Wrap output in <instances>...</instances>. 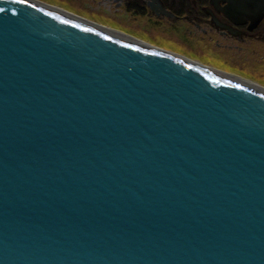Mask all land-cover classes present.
Masks as SVG:
<instances>
[{"label":"water","instance_id":"1","mask_svg":"<svg viewBox=\"0 0 264 264\" xmlns=\"http://www.w3.org/2000/svg\"><path fill=\"white\" fill-rule=\"evenodd\" d=\"M0 264H264V85L0 0Z\"/></svg>","mask_w":264,"mask_h":264},{"label":"rangeland","instance_id":"2","mask_svg":"<svg viewBox=\"0 0 264 264\" xmlns=\"http://www.w3.org/2000/svg\"><path fill=\"white\" fill-rule=\"evenodd\" d=\"M59 1L67 7L71 6L78 14L115 25L135 37L203 62L228 65L247 77L264 82V39L258 41V37L224 36L221 29L210 26L206 17L197 14L180 15L181 8L167 10L160 2L166 14H157L158 10L151 5L136 10L126 5V0L113 3L109 0Z\"/></svg>","mask_w":264,"mask_h":264},{"label":"flooded vegetation","instance_id":"3","mask_svg":"<svg viewBox=\"0 0 264 264\" xmlns=\"http://www.w3.org/2000/svg\"><path fill=\"white\" fill-rule=\"evenodd\" d=\"M175 0H126V5L132 6L138 10L140 7H148L151 5L154 7V4L162 3L166 8L171 10H179L176 9L174 5H172ZM180 1L181 5V14L180 15H191L197 14L200 17H206L208 23L213 26L221 29L224 36H240L243 38L244 36L249 37H258V41L264 39V18L258 23V26L254 29L249 28L250 21L244 23H235L228 14L223 12L221 8L217 7V3L213 0H176ZM159 4V5H160ZM161 4V5H162ZM225 3L219 2V6H224ZM160 5V6H161ZM149 8V7H148ZM158 10V9H157ZM156 10V11H157ZM190 13H189V12ZM159 15H163L164 13L159 10L156 12ZM177 15V16H180Z\"/></svg>","mask_w":264,"mask_h":264},{"label":"bare ground","instance_id":"4","mask_svg":"<svg viewBox=\"0 0 264 264\" xmlns=\"http://www.w3.org/2000/svg\"><path fill=\"white\" fill-rule=\"evenodd\" d=\"M19 1H24V2H26V3H29V4H31V5H33V6H37V7H39V8H42V9H49V10H51V11H54V12H56V13H60V14H62L63 16H65V17H67V18H71V19H73V20H75V21H81V22H83V23H85V24H87V25H92V26H96V27H99V28H107V29H110V30H119V31H121V32H123V33H127V34H129V35H132V34H130L129 32H127V31H124V30H121L120 28H118V27H116L115 25L114 26H112V25H109L108 23H106V22H100V21H97V20H95V19H90V18H88V17H86V16H83L82 14H78V13H76L75 11L76 10H74L71 6H65V5H63L62 3H60V1L59 0H55V1H57L56 3L53 1V0H46V1H44V0H19ZM111 3H113V1H116V0H109ZM109 5H111L110 3H108ZM153 5H154V8L157 10H159L160 12H162V13H165V11L163 10V8H162V6H160L159 4H154L153 3ZM79 9V8H78ZM95 13H97V12H95ZM166 14V13H165ZM249 28H252V25L250 24L249 26H248ZM257 27V26H256ZM255 28V27H254ZM133 36V35H132ZM135 37V36H134ZM137 37V36H136ZM139 38V37H138ZM141 39V38H140ZM142 40H144V39H142ZM146 41V40H145ZM149 41V40H148ZM147 41V42H148ZM149 42H151V41H149ZM152 43V42H151ZM153 44H155V43H153ZM155 45H157V44H155ZM157 46H161V47H163V48H165V49H167V50H172V51H174V52H176V53H178V54H180V55H184V56H186V57H188V58H190V59H194V60H197V61H199V62H201V63H205V64H207V65H209V66H211V67H213V68H217V69H219V70H222V71H224V72H228V73H231V74H233V75H235V76H239V77H241V78H244V79H246V80H251V81H253V82H255V83H258V84H262V85H264V82L263 81H258V80H254V79H252L251 77H247L245 74H243V72H241V71H239V70H236V69H233V68H231L230 66H222V65H217V64H214V63H210V62H206V61H201V60H198V59H196V58H194V57H190V56H187V55H185V54H181L180 52H177L176 50H173V49H168V48H166V47H164V46H162V45H157Z\"/></svg>","mask_w":264,"mask_h":264},{"label":"trees","instance_id":"5","mask_svg":"<svg viewBox=\"0 0 264 264\" xmlns=\"http://www.w3.org/2000/svg\"><path fill=\"white\" fill-rule=\"evenodd\" d=\"M172 5H174L175 7H179V8H181L180 1L177 2V1L175 0V1H173Z\"/></svg>","mask_w":264,"mask_h":264}]
</instances>
